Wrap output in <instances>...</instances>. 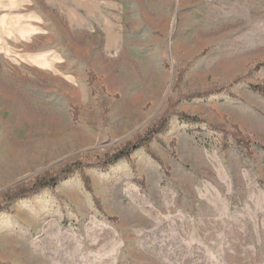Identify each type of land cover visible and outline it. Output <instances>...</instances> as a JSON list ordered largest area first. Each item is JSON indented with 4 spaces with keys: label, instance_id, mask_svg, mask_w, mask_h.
Listing matches in <instances>:
<instances>
[{
    "label": "rangeland",
    "instance_id": "374dc122",
    "mask_svg": "<svg viewBox=\"0 0 264 264\" xmlns=\"http://www.w3.org/2000/svg\"><path fill=\"white\" fill-rule=\"evenodd\" d=\"M253 86L264 0H0V264H264Z\"/></svg>",
    "mask_w": 264,
    "mask_h": 264
},
{
    "label": "trees",
    "instance_id": "16d2710c",
    "mask_svg": "<svg viewBox=\"0 0 264 264\" xmlns=\"http://www.w3.org/2000/svg\"><path fill=\"white\" fill-rule=\"evenodd\" d=\"M224 90H225L224 88L216 87V88L210 89L208 91H204V92H200L197 94L190 95V97H194V98L207 97L211 94H217V93H220ZM252 91L261 95V96H264V86H253ZM179 118L181 120L185 121L186 123H195V124L202 123V121H200V120H197V119L192 118V117L183 116V115H180ZM160 125L161 124L159 123L157 127H154V130L152 131L153 134L159 131V130H157V128H159ZM149 133H151V132H149ZM237 142L239 144H242L244 141L241 138ZM145 143H147V141L141 142V143L136 144V145L134 143L128 144L126 147L123 148V150L119 151L117 154H115L113 156H107L105 158L103 164H105V165L110 164L111 165V164L116 163L120 159L128 158L130 153L135 152L140 147L141 144H145ZM73 167L74 166L65 169L62 172V174H68L70 172V170H72ZM59 180H60V178L58 176H54L52 174H46L44 176L38 177L35 180L34 184L32 185V188H25L24 187V188L18 189L15 193H9V194L5 195V199L11 200V199H13L19 195L30 194L35 190L43 188L44 186L57 184V182ZM0 210H1V204H0Z\"/></svg>",
    "mask_w": 264,
    "mask_h": 264
}]
</instances>
